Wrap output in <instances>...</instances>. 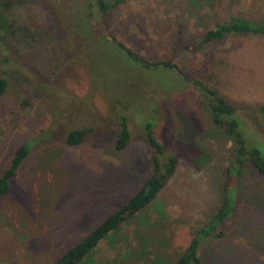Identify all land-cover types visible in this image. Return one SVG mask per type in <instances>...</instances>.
Wrapping results in <instances>:
<instances>
[{"label": "rangeland", "instance_id": "374dc122", "mask_svg": "<svg viewBox=\"0 0 264 264\" xmlns=\"http://www.w3.org/2000/svg\"><path fill=\"white\" fill-rule=\"evenodd\" d=\"M5 1L0 172L18 146L27 143L29 150L0 196V264H54L125 204L151 174L147 121L156 126L165 157H175L174 171L143 210L80 264H175L195 223L204 224L220 203L222 172L235 147L179 82L158 70L150 75L89 39H81L78 52L62 39L72 19L79 27V10L48 13L32 0L5 9ZM229 15L258 23L264 0H122L105 21L107 32L139 57L169 60L213 85L239 111V132L264 156L258 115L264 35H231L204 51L183 50ZM121 114L129 140L116 149ZM82 128L90 129L83 142L66 145V133ZM200 245L199 264H264V180L250 164L237 179L236 212L223 237Z\"/></svg>", "mask_w": 264, "mask_h": 264}, {"label": "trees", "instance_id": "16d2710c", "mask_svg": "<svg viewBox=\"0 0 264 264\" xmlns=\"http://www.w3.org/2000/svg\"><path fill=\"white\" fill-rule=\"evenodd\" d=\"M14 1H5L1 3L2 7L9 8ZM17 1L25 3L27 0ZM32 1L36 2L38 7L44 5L41 8H45L44 10L48 13L58 9L68 10L67 13H70V8L72 12L79 10L77 21L79 27L74 28L72 19L70 27H67V35L64 36L61 32L62 39H71L69 41L75 44L77 52L81 49V39H89L100 47L110 50L111 54L119 56L125 63H135L149 74L158 70L160 74L166 75L167 79L179 82L178 84L187 87L190 92L189 97H191L193 103L198 102L201 105L212 128L225 135L235 147V155L222 172V198L220 203L204 224L195 223V229L190 240L175 262V264H199L198 247L201 246V242L207 238L223 237L226 223L236 212L237 179H239L245 166L250 164L253 170L264 180V156L255 147L250 146L248 135L239 132L236 117V112L239 111L226 102L213 85L204 84L199 79L184 75L179 66L169 60L146 61L108 33L105 16L109 11L118 8L122 4V0H65L66 3L61 1V6L59 0ZM247 34L264 35V17L261 21L255 23L247 18L229 15L225 20L216 22L212 27L206 29L197 45L184 46L183 50L204 51L227 36ZM13 35L15 34L13 33ZM3 39L0 30V45L5 47L2 42ZM77 40H79V43H77ZM63 52L66 60L74 62L73 55L64 49ZM170 75H172V78ZM207 78L208 80L213 79L212 76H207ZM5 86V79L0 78V95L5 91ZM258 115L264 120V107L258 109ZM118 119L115 148L122 149L129 140V133L124 114L119 115ZM89 131V128L71 130L66 133L64 142L70 146L79 145ZM143 131L150 149L151 174L125 204L112 212L103 222L83 237L77 245L63 253L54 264H80L108 234L117 229L126 219L143 210L171 176L176 165V159L173 156L165 157L164 146L157 134L156 126L147 121L143 124ZM28 150L27 143L18 146L0 172V196L8 191L9 182L22 160L27 156Z\"/></svg>", "mask_w": 264, "mask_h": 264}]
</instances>
